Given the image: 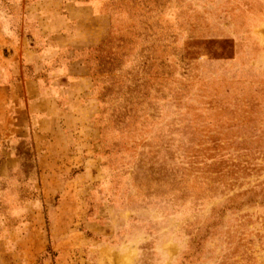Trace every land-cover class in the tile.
Listing matches in <instances>:
<instances>
[{"label": "rangeland", "instance_id": "1", "mask_svg": "<svg viewBox=\"0 0 264 264\" xmlns=\"http://www.w3.org/2000/svg\"><path fill=\"white\" fill-rule=\"evenodd\" d=\"M67 1L89 5L76 28ZM31 2L0 264H264V0ZM91 42V81L66 85L49 57Z\"/></svg>", "mask_w": 264, "mask_h": 264}, {"label": "crops", "instance_id": "2", "mask_svg": "<svg viewBox=\"0 0 264 264\" xmlns=\"http://www.w3.org/2000/svg\"><path fill=\"white\" fill-rule=\"evenodd\" d=\"M70 1H67L66 8H69V12L71 15L75 16L76 22L74 26L80 24L86 15V10H88L89 5H80L75 4ZM31 0L27 1V5H21L20 0H0V102L3 104V100L5 95H15V93L19 91L20 84L22 79L23 81L28 83H33L36 81L38 76H34L32 72H35V60L36 57L33 56V59H28L25 62V65L20 64V61L17 63L18 48L22 43V39L25 40L26 37L31 36V32L36 30V25L31 24ZM100 10V9H98ZM101 13V12H99ZM102 18L101 14H99ZM71 17V16H70ZM23 19V20H22ZM25 31L24 33L22 31ZM28 30V31H27ZM76 36V34H75ZM93 42L86 43L80 45V57H73L70 55L69 57H55L54 50H50L52 54L55 56L49 57L51 58L52 69L61 73L62 71L65 74V77L69 79V82L66 85L71 84L72 80L79 82L80 84H88L90 79V73L88 67L85 65V62L82 60L84 57L83 50L84 48L91 46ZM10 46V47H8ZM45 46V45H44ZM51 46V45H50ZM8 47V49H6ZM32 52L34 51L32 47ZM46 48V47H44ZM53 48L59 49L58 55L60 52H63L64 49H78L77 47H73V45H65V47H59L54 45ZM29 49V52H31ZM6 50L8 52H6ZM51 55V54H50ZM61 56V55H60ZM81 59V60H80ZM84 59V58H83ZM76 62L80 63V65L76 66ZM80 67V68H79ZM79 68L78 75H75L73 72ZM23 69V71H22ZM26 70V71H25ZM60 70V71H59ZM23 72V74H22ZM23 77V78H22ZM22 81V82H23ZM77 82L75 84H77ZM69 87H66L65 95H66V103H71L69 93ZM73 102V101H72ZM2 107V106H1ZM0 126H5L4 117L0 122Z\"/></svg>", "mask_w": 264, "mask_h": 264}, {"label": "trees", "instance_id": "3", "mask_svg": "<svg viewBox=\"0 0 264 264\" xmlns=\"http://www.w3.org/2000/svg\"><path fill=\"white\" fill-rule=\"evenodd\" d=\"M88 67V66H87ZM89 69V68H88Z\"/></svg>", "mask_w": 264, "mask_h": 264}]
</instances>
